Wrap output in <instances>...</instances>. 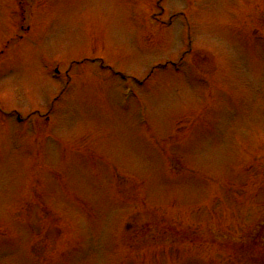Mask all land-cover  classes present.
Returning a JSON list of instances; mask_svg holds the SVG:
<instances>
[{
  "label": "rangeland",
  "instance_id": "1",
  "mask_svg": "<svg viewBox=\"0 0 264 264\" xmlns=\"http://www.w3.org/2000/svg\"><path fill=\"white\" fill-rule=\"evenodd\" d=\"M0 264H264V0H0Z\"/></svg>",
  "mask_w": 264,
  "mask_h": 264
}]
</instances>
